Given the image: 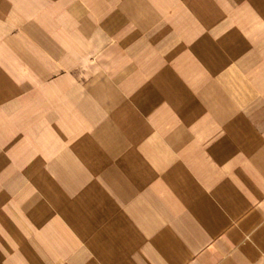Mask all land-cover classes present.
Wrapping results in <instances>:
<instances>
[{
  "label": "crops",
  "instance_id": "crops-1",
  "mask_svg": "<svg viewBox=\"0 0 264 264\" xmlns=\"http://www.w3.org/2000/svg\"><path fill=\"white\" fill-rule=\"evenodd\" d=\"M0 264H264V0H0Z\"/></svg>",
  "mask_w": 264,
  "mask_h": 264
}]
</instances>
